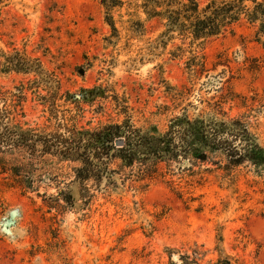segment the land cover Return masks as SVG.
<instances>
[{"label":"rangeland","instance_id":"1","mask_svg":"<svg viewBox=\"0 0 264 264\" xmlns=\"http://www.w3.org/2000/svg\"><path fill=\"white\" fill-rule=\"evenodd\" d=\"M121 1L111 12L113 37L101 0H8L0 51L40 58L42 79L53 74L66 94L60 107L77 113L68 99L80 98L79 126L124 120L118 100L137 126L157 137L172 116L196 117L220 104L231 116H250L264 146V34L258 26L243 22L209 40L197 50L202 66L190 70V41L177 38L152 55L164 22L149 17L142 0ZM197 1L204 7L211 0ZM34 79L0 66V98ZM45 85L39 93L26 90L19 119L53 128L49 105L38 98L48 95ZM140 150L150 158L144 180L123 183L116 176L114 189L104 180L88 204L73 184L75 204L65 210H50L43 196L24 194L0 175V264H167V248L197 243L213 250L219 235L238 264H264V176L247 165L228 173L219 154L222 168L210 164L181 175L175 164ZM47 192L56 194L55 188Z\"/></svg>","mask_w":264,"mask_h":264},{"label":"trees","instance_id":"2","mask_svg":"<svg viewBox=\"0 0 264 264\" xmlns=\"http://www.w3.org/2000/svg\"><path fill=\"white\" fill-rule=\"evenodd\" d=\"M7 2L0 0V18ZM142 2L149 17L164 22V31L149 49L152 55L159 48L166 49L177 38L189 40L190 70L202 66L198 48L233 31L243 22L258 26L259 32L264 34V0H211L204 7L197 0ZM101 4L106 10L105 21L112 36L117 37L111 12L120 7L122 1L101 0ZM136 25L142 27L140 21ZM0 53L3 72L35 76L28 82V88L21 85L17 92L3 94L0 98V175L24 194L43 196L50 210L74 206L73 184L79 185L80 198L88 204L104 180L111 189L118 188V179L123 183L133 178L144 180L149 175L145 165L150 158L141 153L142 148L152 151L155 158L169 166L175 164V170L181 175L196 173L195 168L210 164L222 168L223 161L214 156L219 154L228 173L247 165L254 173L264 176V146L254 132L250 116H231L216 104L211 111H203L196 117L172 116L168 129L156 137L145 126H137L126 102L121 104L116 100L119 115H124V120L100 122L95 127L79 126L76 118L83 112L80 98L69 95L71 99H68L76 104L77 113L65 105L62 109L58 102L66 94H61V84L53 74H49L47 80L42 79L46 72L40 58L18 51ZM41 84H46L44 90L48 95L38 94V98L49 105L55 121L53 128L33 127L19 119L23 118L21 105L26 90L39 93ZM118 141L123 144L118 146ZM50 188H55L56 194L48 195ZM41 189H45L42 195ZM223 241V236L219 235L213 250L197 243L167 248V264H238L236 257L224 252Z\"/></svg>","mask_w":264,"mask_h":264},{"label":"water","instance_id":"3","mask_svg":"<svg viewBox=\"0 0 264 264\" xmlns=\"http://www.w3.org/2000/svg\"><path fill=\"white\" fill-rule=\"evenodd\" d=\"M122 144H123L122 141H118V142H117V145H118V146H121Z\"/></svg>","mask_w":264,"mask_h":264}]
</instances>
